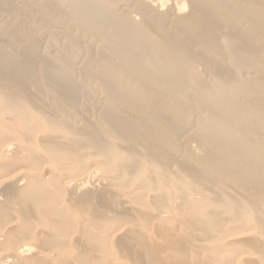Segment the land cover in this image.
<instances>
[{"label": "bare ground", "instance_id": "bare-ground-1", "mask_svg": "<svg viewBox=\"0 0 264 264\" xmlns=\"http://www.w3.org/2000/svg\"><path fill=\"white\" fill-rule=\"evenodd\" d=\"M0 264H264V0H0Z\"/></svg>", "mask_w": 264, "mask_h": 264}]
</instances>
